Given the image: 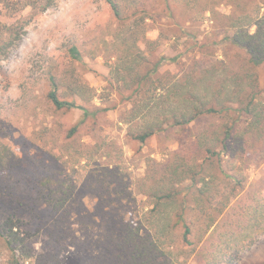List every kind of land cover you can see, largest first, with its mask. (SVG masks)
<instances>
[{"label":"rangeland","instance_id":"1","mask_svg":"<svg viewBox=\"0 0 264 264\" xmlns=\"http://www.w3.org/2000/svg\"><path fill=\"white\" fill-rule=\"evenodd\" d=\"M116 1L127 21L105 0H54L37 13H12L0 0V143L20 158L0 172V224L13 217L31 232L24 264H127L142 237L151 241L135 233L152 213L151 194L172 189L175 200L161 208L173 224L185 201L192 244L182 240L180 225L172 229L168 264H199L196 252L212 251V264H264V224L238 249L226 248L220 231L237 235L258 213L264 219V145L242 159L222 151L224 127L235 120L241 126V112L204 114L140 143L129 132L145 120L131 121L129 91L108 73V54L120 53L117 34L133 31L127 42L142 50V71L155 67L157 84L196 87L216 107L237 108L252 89H264V63L252 67L225 36L238 18L264 14V0ZM132 1L138 5L127 11ZM20 19L27 21L21 26ZM71 46L79 58L70 56ZM51 76L60 98L87 115L52 104ZM9 254L0 241V264Z\"/></svg>","mask_w":264,"mask_h":264},{"label":"trees","instance_id":"2","mask_svg":"<svg viewBox=\"0 0 264 264\" xmlns=\"http://www.w3.org/2000/svg\"><path fill=\"white\" fill-rule=\"evenodd\" d=\"M3 1H5L12 13H18L24 7H29L30 12L37 13L48 9L54 3V0H15L13 3L8 0ZM105 2L112 9L117 20H122L123 22L128 20V12L123 16L120 4L116 0H105ZM137 5L138 2L132 1L127 11H129L130 7L134 8ZM245 16L235 21V29L231 34L225 36V39H228L237 48L244 50L248 55L249 63L252 67H255L264 63V14L256 17L255 20ZM26 21L24 19L19 20L22 23L21 26ZM133 34L134 32L130 31L128 38L117 34L116 38H118V50L120 53L108 54V59H110L108 63L109 76L124 85L129 91L128 98L133 102L130 109L131 121L136 118L145 120L144 123L137 124L136 130L129 132L133 139L144 143L149 137L167 127L187 125L204 114L237 110L245 117L243 119L244 122L241 126L237 124V120L225 125L222 151L230 150L235 157L242 159L253 145H264V89H252L248 95L249 99L247 102H239L237 108L232 106L216 107L212 101L208 102L209 100L196 87L182 89L180 86L167 89L157 84L158 80L153 78L156 72L155 67L145 71L141 70L143 64L146 63V58L142 54V50L136 45V41L132 42L131 45L127 42V39L134 38ZM69 54L74 59L79 58L80 55L79 50L75 46L69 48ZM50 81L51 89L47 97L57 109L77 107L83 110L84 115L88 114L87 110L77 105L75 101L62 100L58 93V84L53 76H51ZM75 129L74 126L72 132ZM19 163V155L10 146L0 143V172L14 169ZM197 191L202 194L205 192V188H200ZM159 193L161 194H158V192L151 194L154 197V205L150 209L152 213L145 214L144 218L140 219L141 225L135 231L139 239L144 236L145 238L150 237L151 241H144L142 237V243L134 246L131 255H129L130 258L126 261L127 264H168V256L172 253V245L169 243L171 234L169 232L178 225L183 230L181 234L182 240L188 246L192 244L189 240V236L192 233V224L188 220L189 218L184 217L187 211L185 201L183 200L180 203L181 208L173 215L172 224L170 223V217L167 215L168 212L161 206H165L171 201L173 202L178 192L172 189H167V191L166 189H160ZM254 209L259 211L258 208ZM161 211L163 216L156 217L155 214ZM194 211H197V208ZM255 217V222L247 224L248 227L240 226L237 235L234 234L236 231L232 228L228 227L225 229L223 227V230L220 229L222 236L227 237L224 241L226 248L233 246L238 249L241 244L249 243L254 239L256 224L260 222L264 224L263 216L260 219L258 213ZM213 224L214 221L209 222L207 229ZM141 232H144L145 235H142ZM31 235V232L23 227V223L19 219L8 217L3 220L0 224V241L10 252L5 264H24L27 261L28 248L26 244L31 241ZM213 252L203 255L196 252L200 258L198 263H214ZM216 262L218 261L216 260ZM178 263L184 264L185 262L179 261Z\"/></svg>","mask_w":264,"mask_h":264}]
</instances>
